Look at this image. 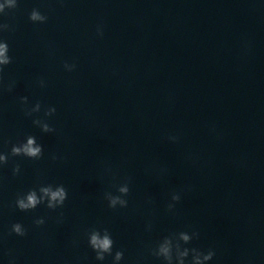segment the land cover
<instances>
[{
	"label": "water",
	"instance_id": "95a60500",
	"mask_svg": "<svg viewBox=\"0 0 264 264\" xmlns=\"http://www.w3.org/2000/svg\"><path fill=\"white\" fill-rule=\"evenodd\" d=\"M33 8L46 23L28 19ZM0 23L15 29L0 32L4 84L15 81L0 89V153L28 135L44 148L0 166V264L8 253L16 264H112L88 246L93 227L110 231L120 264H161L149 246L192 230L189 247L216 252L208 264H264V0H18ZM21 96L41 112L26 116ZM47 106L50 134L32 122ZM126 177L128 207L108 208L104 192ZM40 184H63L64 207L16 209ZM16 222L26 236L9 235Z\"/></svg>",
	"mask_w": 264,
	"mask_h": 264
},
{
	"label": "clouds",
	"instance_id": "9594fccd",
	"mask_svg": "<svg viewBox=\"0 0 264 264\" xmlns=\"http://www.w3.org/2000/svg\"><path fill=\"white\" fill-rule=\"evenodd\" d=\"M18 7V0H2L0 2V14H6V10H14ZM28 19L34 24L46 23L48 17L41 13L37 8H33L29 13ZM7 23H0V32L14 31ZM97 35L102 37L104 35L102 25L97 26ZM12 63V57L9 55V45L7 41L0 39V89H5L11 92L15 86V81L4 84L5 68ZM76 63H63V69L66 72H73L76 70ZM40 87H45L46 82L43 78L38 80ZM19 103L26 116H33L42 110V104L37 101L34 105L29 106V98L27 96L19 97ZM56 108L54 106H47L43 108L44 118L33 119V124L40 128L43 133H54L56 129L48 122L47 118L54 116ZM169 141L175 143L178 140L177 136H168ZM9 155L12 157L22 156L31 160H40L44 156L43 145L38 143L37 138L33 135L25 137L24 141L13 144L10 153H0V166L8 163ZM56 159L55 156L52 157ZM21 168L16 164L12 168L13 176L20 174ZM106 172L111 174V168L106 169ZM115 179V176H113ZM131 177H126L122 182L114 183L112 187L115 191H105L103 199L107 201V206L110 209H123L128 207L127 197L130 194ZM181 192L174 191L171 193L170 202L166 205L169 213H174L176 205L181 201ZM68 199V191L63 184H40L37 187L30 188L27 192L20 193L16 196L14 206L21 212H30L35 210L38 206L44 205L51 211H56L58 208H63L65 201ZM151 203V198H149ZM63 216V213H61ZM46 223L44 217H37L33 220L36 227H41ZM148 230H151V224L148 225ZM28 230L23 224L16 222L11 225L10 233L19 237L27 235ZM88 246L95 253L97 261H104L107 256H112V264H120L124 258L122 250L115 251L113 255L114 240L110 231L107 228H91L86 233ZM200 233L196 230L171 232L163 236L150 245L148 252L151 256L161 261V264H208L216 255L214 249L209 248L202 250L197 247H189L194 240H198ZM8 264H16V260L8 253Z\"/></svg>",
	"mask_w": 264,
	"mask_h": 264
}]
</instances>
